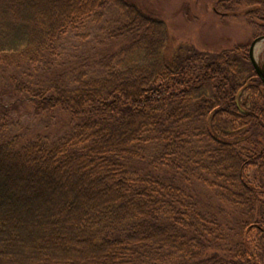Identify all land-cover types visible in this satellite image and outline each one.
I'll return each mask as SVG.
<instances>
[{
  "label": "trees",
  "instance_id": "trees-1",
  "mask_svg": "<svg viewBox=\"0 0 264 264\" xmlns=\"http://www.w3.org/2000/svg\"><path fill=\"white\" fill-rule=\"evenodd\" d=\"M242 4L264 34V0L214 9ZM111 11L95 71L19 82L26 94L3 105L66 114L69 129L0 126V264H264V82L250 45L171 56L165 21L129 0H0V70L50 62Z\"/></svg>",
  "mask_w": 264,
  "mask_h": 264
},
{
  "label": "rangeland",
  "instance_id": "rangeland-1",
  "mask_svg": "<svg viewBox=\"0 0 264 264\" xmlns=\"http://www.w3.org/2000/svg\"><path fill=\"white\" fill-rule=\"evenodd\" d=\"M129 1L165 21L169 34L167 54L171 56L185 44L219 52L241 42L250 45L256 37L264 35L254 25V17L247 15L251 7L246 4L237 6L230 13H218L214 9L217 0ZM111 13L103 17V21H94L85 28L66 34L50 62L42 66L0 70V126L5 124L11 132L49 139H58L66 133L69 129L66 114H38L27 103H19L17 108L9 110L3 105L7 106L26 94L17 90L19 82L37 85L54 80L61 84L95 71V62L104 55L106 47L102 24L106 29L108 17L110 20L113 18ZM256 54L264 63V42Z\"/></svg>",
  "mask_w": 264,
  "mask_h": 264
},
{
  "label": "water",
  "instance_id": "water-1",
  "mask_svg": "<svg viewBox=\"0 0 264 264\" xmlns=\"http://www.w3.org/2000/svg\"><path fill=\"white\" fill-rule=\"evenodd\" d=\"M264 42V35H260L254 39L249 48L250 59L258 76L264 82V63L257 58V48Z\"/></svg>",
  "mask_w": 264,
  "mask_h": 264
}]
</instances>
